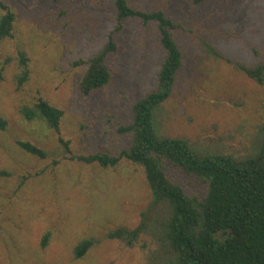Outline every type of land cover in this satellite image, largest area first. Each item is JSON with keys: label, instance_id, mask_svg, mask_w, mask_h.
Masks as SVG:
<instances>
[{"label": "rangeland", "instance_id": "1", "mask_svg": "<svg viewBox=\"0 0 264 264\" xmlns=\"http://www.w3.org/2000/svg\"><path fill=\"white\" fill-rule=\"evenodd\" d=\"M115 0H0L14 15L13 37L0 45V264H161L160 228L168 216L153 205L140 167L121 159L114 168L74 157H118L130 136L132 104L155 85L163 57L155 23L124 20L117 51L106 60L111 79L83 96L85 63L117 26ZM137 10L162 11L175 24L182 53L170 97L157 116L161 136L187 141L200 154L254 155L264 126V75L258 84L239 66L264 65V0H127ZM4 11L0 9V16ZM18 50L29 78L18 88ZM38 98L62 111L59 132L28 122L21 108ZM28 142L44 159L18 147ZM169 181L201 200L206 185L162 162ZM142 226L127 245L107 235ZM49 234L44 247L43 236ZM92 239L82 258L74 248Z\"/></svg>", "mask_w": 264, "mask_h": 264}, {"label": "trees", "instance_id": "2", "mask_svg": "<svg viewBox=\"0 0 264 264\" xmlns=\"http://www.w3.org/2000/svg\"><path fill=\"white\" fill-rule=\"evenodd\" d=\"M204 1L194 0V4ZM114 5L117 26L109 33L102 49L85 63L79 82L80 94L87 96L109 83L111 74L106 60L117 51L114 34L122 29L124 20L155 23L163 57L154 87L132 104L129 123L118 130L130 136L128 148L118 157L92 154L74 159L104 169L114 168L125 159L141 168L153 205L164 204L168 211L160 228L165 254L161 264H264V126L260 129L261 142L256 153L242 160L230 155L200 154L183 139L161 136L157 129L158 111L170 97L182 67V53L173 39L176 24L162 11L133 9L127 0H115ZM0 9L4 11L0 16L1 45L13 37L14 15L2 3ZM17 61L19 73L16 81L21 88L29 78V60L18 50ZM9 62L10 59L6 58L4 64H0V82ZM238 69L256 83H263L264 65L239 66ZM20 113L28 122H41L59 132L62 111L41 98L31 107L21 108ZM6 125V121L0 118L1 131ZM17 145L31 156L46 157L43 150L28 142H18ZM163 161L206 185L203 198H190L169 181L162 168ZM142 230V226L133 230L117 228L107 237L132 245ZM48 237V233L43 236L42 247ZM93 244L92 239L81 241L74 248V258H82Z\"/></svg>", "mask_w": 264, "mask_h": 264}]
</instances>
